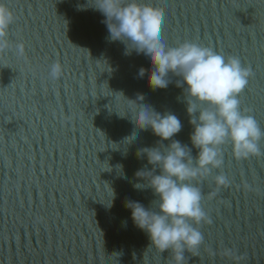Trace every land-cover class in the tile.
<instances>
[{
    "label": "water",
    "instance_id": "obj_1",
    "mask_svg": "<svg viewBox=\"0 0 264 264\" xmlns=\"http://www.w3.org/2000/svg\"><path fill=\"white\" fill-rule=\"evenodd\" d=\"M4 2L15 21L9 47L0 50V264H175L171 250L161 253L134 226L124 203L158 210L151 188L133 187L145 183L138 170L153 168L137 151L166 153L172 142L135 128L138 94L178 117L182 128L173 139L193 161L198 156L182 78L170 74L166 89L152 91L148 74L138 76L148 61L110 42L105 17L79 10L87 0ZM141 2L163 10L166 45L193 42L239 57L252 73L241 111L264 130V0ZM57 62L63 71L53 80ZM134 131L136 139L124 142ZM259 147L260 155L238 159L228 140L222 166L191 181L211 223L194 225L204 240L199 250H185L184 264H264V138ZM218 175L226 185L217 184Z\"/></svg>",
    "mask_w": 264,
    "mask_h": 264
},
{
    "label": "clouds",
    "instance_id": "obj_2",
    "mask_svg": "<svg viewBox=\"0 0 264 264\" xmlns=\"http://www.w3.org/2000/svg\"><path fill=\"white\" fill-rule=\"evenodd\" d=\"M89 8L105 17L102 22L107 27L110 42L124 43L126 55L134 51L145 57L150 69L140 68L138 76L143 78L148 74V86L152 91L166 89L171 82L170 74L182 78L186 86L187 112L194 126L190 140L199 150L198 156L193 161L190 149L173 139L182 128L178 117L171 112H157L151 105L142 103L145 97L138 94L139 107L131 113L135 128L151 129L160 141L172 142L166 153L158 147L137 151V157L146 156L153 168L151 171L147 167L138 170L135 177L145 183H135L133 187L138 190L151 188L159 198L154 202L158 210L152 211L131 199L124 203L134 226L148 234L151 244L161 253L171 250L175 264H184L185 250H199L204 240L194 225L211 223L201 207L202 193L191 181L222 166L220 148L228 140L238 159L261 154L259 141L264 138V130L252 115L241 111L239 101L252 75L251 70L242 65L239 57L225 58L197 43L166 45L161 40L163 10L141 0H92L91 5L87 0L79 10ZM14 21L13 12L4 0H0V50L9 47L6 36ZM24 54L25 46L17 45V55L23 57ZM62 71V65L54 63L49 76L58 79ZM136 137L134 131L124 142L132 143ZM117 167L122 169V166ZM157 168L159 174L155 172ZM216 182L223 186L228 181L224 175H218ZM225 255L233 253L225 250Z\"/></svg>",
    "mask_w": 264,
    "mask_h": 264
}]
</instances>
